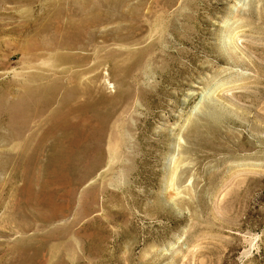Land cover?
<instances>
[{
  "label": "rangeland",
  "instance_id": "1",
  "mask_svg": "<svg viewBox=\"0 0 264 264\" xmlns=\"http://www.w3.org/2000/svg\"><path fill=\"white\" fill-rule=\"evenodd\" d=\"M1 19L54 46L28 62L1 35L0 93L60 88L25 98L19 139L0 123V264H264V0H0Z\"/></svg>",
  "mask_w": 264,
  "mask_h": 264
},
{
  "label": "bare ground",
  "instance_id": "2",
  "mask_svg": "<svg viewBox=\"0 0 264 264\" xmlns=\"http://www.w3.org/2000/svg\"><path fill=\"white\" fill-rule=\"evenodd\" d=\"M68 1V0H67ZM105 1V0H104ZM48 2V1H47ZM62 2V1H61ZM2 3V2H1ZM20 3V2H19ZM43 3V2H42ZM65 3V2H64ZM45 4V3H44ZM49 4V2L47 3ZM62 4V3H61ZM66 4V3H65ZM36 5V4H35ZM21 6V5H20ZM48 6V5H46ZM58 6V5H57ZM61 6V5H60ZM64 6V5H63ZM71 6H72V3H71ZM16 7V6H15ZM43 7V6H42ZM129 7V6H128ZM47 8V7H46ZM72 7L69 8L68 11H71ZM31 9V8H30ZM61 9V8H60ZM66 9V8H65ZM130 9V8H129ZM54 10V9H53ZM43 11V10H42ZM46 11V10H45ZM37 12V11H36ZM12 13V12H11ZM9 13V14H11ZM38 13V12H37ZM65 13V12H64ZM68 13V12H67ZM8 14V13H7ZM34 14V13H33ZM56 14V13H55ZM122 14V13H121ZM125 14V13H124ZM12 15V14H11ZM62 15V13H61ZM67 15V14H66ZM73 15V14H72ZM35 16V15H34ZM40 15H38L39 17ZM42 16V14H41ZM52 16V15H51ZM71 16V15H70ZM88 17V15H87ZM131 17V15H130ZM53 18V17H51ZM55 18V17H54ZM69 19V18H68ZM75 19V18H74ZM77 19V18H76ZM86 19V18H84ZM17 20V19H16ZM33 20V19H31ZM34 20H37L34 19ZM56 20V18H55ZM81 20V19H80ZM83 20V18H82ZM2 21V19L0 20ZM5 21V20H4ZM12 21V20H11ZM24 21V20H23ZM30 21V20H29ZM57 21V20H56ZM63 21V20H62ZM68 21V20H66ZM88 21V20H87ZM18 22V21H17ZM26 22V21H24ZM74 22V21H73ZM11 23V22H10ZM33 23V22H32ZM36 23V22H35ZM54 23V22H53ZM59 23V22H58ZM62 23V22H61ZM86 23V22H85ZM13 24V23H12ZM25 24V23H24ZM23 24V25H24ZM26 24H29L26 22ZM69 24V23H68ZM87 24V23H86ZM9 25V24H7ZM17 25L16 23H14L13 27L12 28H4L3 26L0 27V52L3 51L6 47V43L4 41V39H2V36L3 34H6L8 31L10 33H14V34H17V35H20V38H19V42L16 43L17 44V47H20L21 51L23 52L24 54V57L26 56V59L28 62H30V60L33 62L34 59H37L36 56L34 55L35 52L37 49H51L52 50V47L54 46L53 45H50L46 42H42L41 40H39L41 38V36H39L40 32L43 30V27L39 26L40 24H38V27L37 28H34L33 30H31V27H26L24 26L25 28H20L19 26H15ZM35 25V24H34ZM64 25V24H61V26ZM67 25V24H66ZM84 25V23H83ZM95 25V23H94ZM101 25V24H100ZM12 26V25H11ZM22 26V25H21ZM36 26V25H35ZM65 26V25H64ZM63 26V27H64ZM95 27V26H94ZM62 28V27H61ZM64 29V28H62ZM66 29V28H65ZM80 28H78L79 30ZM61 31V30H60ZM70 31V30H69ZM73 31V30H72ZM84 31V30H83ZM130 31V30H128ZM55 32V31H54ZM63 32V31H62ZM43 33V32H42ZM46 33V32H45ZM50 33V32H49ZM59 33V32H58ZM55 34V35H58ZM81 33V32H80ZM85 33H88V32H85ZM65 34V32H64ZM73 34V33H72ZM71 34V35H72ZM38 35V37H40L39 39L36 38V36ZM44 35V33H43ZM48 35V34H47ZM50 35V34H49ZM68 35V34H66ZM128 35V34H127ZM130 35V34H129ZM69 36V35H68ZM75 36V35H74ZM15 37V36H14ZM18 36H16L17 38ZM23 37V39L21 38ZM46 37V35H45ZM43 37V38H45ZM48 37V36H47ZM53 39L55 38L54 36H52ZM59 37V35H58ZM104 37V36H103ZM106 37V36H105ZM71 38V37H70ZM70 38H67V39H63V40H58V42L56 41L55 42V46H56V43H57V48L59 49H62V48H66V47H70V48H74V46L76 45V41L77 39L74 38V39H70ZM110 38V37H109ZM46 39V38H45ZM52 39V41H54ZM57 39V38H56ZM61 39V38H60ZM108 39V38H107ZM119 39V38H118ZM117 39V41H118ZM121 39V38H120ZM10 40V39H9ZM103 40H106L103 38ZM123 40V39H122ZM75 41V42H74ZM15 42V41H14ZM50 42V41H49ZM103 42V41H102ZM91 43V42H90ZM6 44V45H5ZM10 44V43H9ZM98 44V42L96 43ZM95 44V45H96ZM103 44V43H102ZM80 47V46H79ZM72 48V49H73ZM102 48V46H101ZM54 49V48H53ZM95 49V48H94ZM85 50V49H83ZM99 50L98 48L96 49V51ZM44 51V50H43ZM50 51V50H49ZM47 51V52H49ZM77 51V50H76ZM63 52V51H62ZM108 52V51H107ZM44 53V52H43ZM56 53V52H55ZM54 53V54H55ZM97 53V52H95ZM111 53V52H110ZM88 54V52L86 53ZM113 54V53H112ZM95 55V54H94ZM98 55V54H97ZM109 55V54H108ZM90 56V55H89ZM106 56H107V53H106ZM57 57V56H56ZM98 57V56H97ZM107 58V57H106ZM109 58V57H108ZM58 62H61V61H64V62H71V63H76V62H81V61H85L84 60V57L79 55V54H74L72 52H63V54H59L58 56ZM99 59V58H98ZM103 59V58H101ZM105 59V57H104ZM55 60V58H54ZM87 62V61H86ZM55 63V62H54ZM70 64V63H69ZM53 65V64H52ZM55 65V64H54ZM70 66V65H69ZM29 79L31 80H44L46 79L44 76H41V75H38L35 76V75H31L29 76ZM15 82V84H18L20 85V89H18L17 91L16 90H11V96L10 97H7V93H0V123H4L6 124L7 126H9L13 131L9 132L8 135H10L9 138H13V139H19L20 138V134H19V131H15V130H18V128L20 127L19 126V123L21 121V118H22V111H23V103H24V100L25 98H28L30 95H34V94H39L40 98H43V102L48 105L52 102V100L54 99V94L57 93V90L58 88H60V85H59V81L58 82H53L51 81L52 83H49V86L48 88H43L42 86H44L45 84H42L41 82L38 83V84H29V85H25L23 86V84H20L18 82H20L19 80H13ZM32 85V86H31ZM51 86V87H50ZM74 86V85H72ZM53 89V90H50ZM50 90V91H48ZM74 92H78L76 90V87L74 86V88H72L69 92H67L66 94L68 96H71V95H75ZM86 92V91H85ZM60 110V109H59ZM2 125V124H1ZM8 129V128H7ZM8 137V136H6ZM2 140V139H1ZM17 147V145H16ZM42 150V149H41ZM11 155L8 157V156H5L3 162H8L9 159H12L13 161L15 162H18L19 161V158H20V155H21V149L19 148V152L18 153H10ZM37 154V152H36ZM27 158V157H26ZM22 159V158H21ZM30 163V162H29ZM26 164V163H25ZM1 165V163H0ZM5 165V164H4ZM23 165V164H22ZM32 181V180H31Z\"/></svg>",
  "mask_w": 264,
  "mask_h": 264
}]
</instances>
